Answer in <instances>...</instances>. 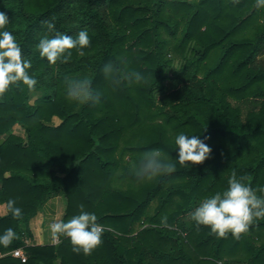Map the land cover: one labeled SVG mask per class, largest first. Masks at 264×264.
<instances>
[{
  "label": "trees",
  "instance_id": "obj_1",
  "mask_svg": "<svg viewBox=\"0 0 264 264\" xmlns=\"http://www.w3.org/2000/svg\"><path fill=\"white\" fill-rule=\"evenodd\" d=\"M0 12L37 79L33 90L18 82L0 94V206L7 209L0 234L16 233L0 245V264H264V217L237 238L219 237L189 215L226 190L233 172L264 195V7L255 0H0ZM47 21L73 37L87 30L85 55L72 49L69 62L55 65L41 57L40 38L55 35ZM109 61L142 72L143 81L114 85L102 71ZM172 69L173 86L182 85L169 92ZM84 74L99 103L68 100L65 77ZM180 132L210 146L204 162L175 160ZM154 148L175 169L138 178L142 154ZM56 196L64 200L62 220L95 213L102 242L90 252L73 251L63 234L57 244L24 245L32 220ZM10 198L21 217L9 212ZM18 248L27 262L9 255Z\"/></svg>",
  "mask_w": 264,
  "mask_h": 264
},
{
  "label": "clouds",
  "instance_id": "obj_2",
  "mask_svg": "<svg viewBox=\"0 0 264 264\" xmlns=\"http://www.w3.org/2000/svg\"><path fill=\"white\" fill-rule=\"evenodd\" d=\"M255 4L257 8L264 7V0H255ZM8 24L7 15L0 12V94L18 82L33 90L37 79L29 74L32 62L22 57L20 45L13 33L5 27ZM46 24L48 32H55V35H44L40 38L36 48L41 57H46L50 64L55 65L57 61L69 62L72 49L80 56L85 55L84 49L90 45L87 30L82 29L73 37L57 31L52 21H47ZM102 71L114 85L122 81L139 84L144 79L142 72L135 70L123 72L111 61L104 64ZM64 84L70 102L81 106L100 102V94L93 87L89 75L65 77ZM175 144L178 149V158L175 160L181 164L187 163L188 166L189 162L191 164L204 162L211 153L210 146L196 134L180 132L175 136ZM175 167V163L163 157L160 149L154 148L142 154L135 168V175L150 180L161 174L171 173ZM244 179L243 176L238 178L233 172L228 180L227 189L204 198L189 213L191 219L197 225L208 226L211 232L219 237L231 233L238 238L241 233L246 232L255 219L264 217V195H258L256 189L243 182ZM260 191L264 192V188ZM6 203L14 219L22 216V210L16 206L14 199L10 198ZM50 229L53 236L63 234L70 238L73 251L78 253L81 251L88 253L102 242V225L97 222L94 212L81 211L66 221L52 223ZM15 238L14 229L9 227L0 234V245L8 246Z\"/></svg>",
  "mask_w": 264,
  "mask_h": 264
},
{
  "label": "crops",
  "instance_id": "obj_3",
  "mask_svg": "<svg viewBox=\"0 0 264 264\" xmlns=\"http://www.w3.org/2000/svg\"><path fill=\"white\" fill-rule=\"evenodd\" d=\"M64 200L61 196L52 197L41 208L39 214L31 222L32 238H28L31 245H45V244H57L53 242V235L51 234L50 225L64 214V208L62 207ZM7 213L6 205L0 206V215ZM59 237V236H58ZM25 242L27 241L26 238Z\"/></svg>",
  "mask_w": 264,
  "mask_h": 264
},
{
  "label": "rangeland",
  "instance_id": "obj_4",
  "mask_svg": "<svg viewBox=\"0 0 264 264\" xmlns=\"http://www.w3.org/2000/svg\"><path fill=\"white\" fill-rule=\"evenodd\" d=\"M262 22L264 23V19L262 20ZM250 31H251V30L246 29V31H244V33H245V34H248V33H250ZM174 58L176 59L175 63H178V61H179L180 58H178V57H174ZM173 72H174V69L168 71V75H167L168 78H167V80L165 81V84H166V86H167L169 92L172 91L173 88H174V89H177V88L181 87V85H182V84H181L182 82H179L177 86H173L174 82H175L176 79H177V77H175V75L173 74ZM173 75H174V76H173ZM200 76H201V75H200ZM171 77H173V81H170V80H171ZM184 79H185V82H188L187 77H186V78L184 77ZM181 81H182V80H181ZM160 99H161V97L158 98V101H160ZM33 101H34V99L31 101V103H33ZM167 111L170 112L169 108H167ZM164 119H165V118H158L157 120H155V122H157V123H161L162 121H164ZM53 121H54L55 124H57V125L61 123L60 119H58V118H56V117L53 119ZM14 132H15L16 134L22 136L23 138H25V136H26L25 131H24L21 127H19V126H17V127L14 128ZM126 158L128 159L127 156H126ZM62 207H63L64 210H65V204H63ZM64 212H65V211H64ZM63 215H64V214H63ZM61 217H62V216H59V218L56 219L54 222H60V221H62ZM181 221L189 222L188 218H185V217L181 218ZM54 222H53V223H54ZM49 231H51V229H49ZM51 234H52V233H51ZM25 238H26L27 241L25 242V239H24V245H25V246H30L31 243L29 242L28 237L26 236ZM53 239H54V240H52L53 242H58V240H59L58 234H57L56 236H53ZM220 264H222V263H220Z\"/></svg>",
  "mask_w": 264,
  "mask_h": 264
},
{
  "label": "built area",
  "instance_id": "obj_5",
  "mask_svg": "<svg viewBox=\"0 0 264 264\" xmlns=\"http://www.w3.org/2000/svg\"><path fill=\"white\" fill-rule=\"evenodd\" d=\"M60 241V239L58 240V242ZM9 255H11L12 257L19 259L22 263L27 262L28 260V254L27 252L24 250V248H18L13 250ZM3 255H0V257Z\"/></svg>",
  "mask_w": 264,
  "mask_h": 264
}]
</instances>
